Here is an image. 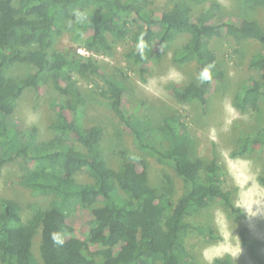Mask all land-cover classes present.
<instances>
[{"label": "trees", "instance_id": "obj_1", "mask_svg": "<svg viewBox=\"0 0 264 264\" xmlns=\"http://www.w3.org/2000/svg\"><path fill=\"white\" fill-rule=\"evenodd\" d=\"M170 1L169 10L157 11L156 0H0V175L5 164L22 158L28 166L20 184L53 198L47 208L31 206L33 215L26 222L16 200L0 199V264H201L187 247L188 237L195 233L215 242L221 236L211 224L197 220L198 215L219 201L228 220L245 216L234 203L237 189L223 187L227 172L217 157L207 163L194 155L183 116L166 115L153 131L127 108L124 84L107 74L93 54L79 53L82 48L111 54L110 37L130 39L131 49L125 54L128 69L135 68L145 80L150 65L162 60L178 36L189 34L172 61L196 63L201 78L171 88L180 101L205 105L212 87L222 84L227 75L210 48L211 41L224 34L238 41L254 39L263 50L253 55L249 67L260 71L261 79L244 81L234 105L241 112L259 110L264 102L262 25L247 19L236 24L220 15L219 6L210 0H191L208 5L197 16L188 1ZM241 1L264 6V0ZM65 36L74 46L58 50ZM18 64L30 65L29 74L13 75ZM117 74L127 73L117 70ZM78 76L90 78L93 86L97 79L103 82L99 93L143 155L122 150L117 166L108 163L102 144L104 128H88L82 120L86 98L75 84ZM49 81L65 100L49 125L55 137L40 142L36 126L22 134L9 120L25 92L39 91ZM241 148L250 152L264 148V134L248 136ZM144 155L171 164L186 184L185 192L175 199L169 176L163 189L153 187ZM82 173L85 182L79 180ZM259 182L264 186V175ZM81 210L86 225H70L69 218ZM248 232L247 227L240 229L241 244L256 264H264L262 243L251 240ZM37 238L40 257L33 251ZM214 264L234 262L227 255Z\"/></svg>", "mask_w": 264, "mask_h": 264}, {"label": "rangeland", "instance_id": "obj_2", "mask_svg": "<svg viewBox=\"0 0 264 264\" xmlns=\"http://www.w3.org/2000/svg\"><path fill=\"white\" fill-rule=\"evenodd\" d=\"M193 8V16L207 9L206 5L199 6L191 0H186ZM219 6L220 15L239 24L242 20H256L264 28V6L251 7L241 0H210ZM170 0H156L154 8L157 11H167L172 7ZM189 34L178 36L169 51L159 62L150 65V71L143 80L134 68L128 69L125 54L131 49L130 39L116 41L112 37L111 54H93L107 74L115 75L116 79L127 88L125 93L127 108L135 113L145 125L154 131L163 117L171 114H180L187 124L189 136L193 141L194 155L207 163L217 157L219 164L226 173L224 178L225 189L236 190L233 196L235 206L244 211L245 216L235 215L227 219L226 208L221 202H213L204 215H198L197 220L211 224L221 236L215 242L208 241L195 233L187 239V247L196 256L201 264H214L216 258L231 256L234 264H256L248 250L241 244L240 229H249L248 237L262 243L260 252L264 255V186L259 182V176L264 175V148L255 152L243 150L242 142L248 136L264 134V102L260 103L259 110L248 109L241 112L234 101L241 91L246 80L261 79V72L249 67L253 55L263 50V45L254 39L238 41L230 35L224 34L211 41L210 48L217 55L218 61L227 73L222 84L212 87L207 96L206 104L200 102H182L173 94L172 86L184 87L191 82H199L200 74L196 63L179 65L172 61L174 52L187 43ZM74 46L68 36L58 42L57 49L64 51ZM76 48V47H75ZM82 49V48H79ZM31 68L28 64H18L13 68V75L24 77ZM121 70L127 74L122 77L117 74ZM97 85L92 80L77 77L76 86L86 98L82 110V120L90 128L100 125L104 128L103 151L110 165L117 166V154L126 150L129 153L142 154L132 135L123 129L117 115L108 105L107 100L99 93L104 86L99 79ZM65 100L49 81L41 89H31L19 99L12 117L11 126L15 123L21 133L30 131L32 126L37 127V139L48 142L55 137L49 125L56 119L58 104ZM156 135L162 138L158 131ZM143 155V154H142ZM148 163L149 180L153 187L161 190L166 186L165 177L169 176L173 184L174 198L185 192L186 184L179 177L172 165L163 163L155 158L144 155ZM28 165L22 158L4 165L0 175V199H14L20 205V215L23 222L31 219L33 209L38 205L49 207L52 196L37 194L20 184L22 175ZM81 182L88 179L82 173ZM68 223L80 228L86 225L85 214L78 213L71 217ZM80 235L83 232H80ZM40 238L34 241L33 251L40 257Z\"/></svg>", "mask_w": 264, "mask_h": 264}, {"label": "built area", "instance_id": "obj_3", "mask_svg": "<svg viewBox=\"0 0 264 264\" xmlns=\"http://www.w3.org/2000/svg\"><path fill=\"white\" fill-rule=\"evenodd\" d=\"M79 53H80L81 55H83V56H90V55L94 54V53H91V52H89V51H87V50H85V49H79ZM94 57H95V56H94Z\"/></svg>", "mask_w": 264, "mask_h": 264}]
</instances>
